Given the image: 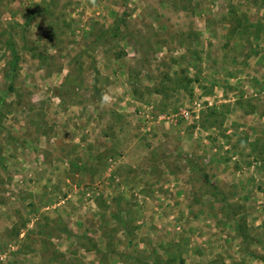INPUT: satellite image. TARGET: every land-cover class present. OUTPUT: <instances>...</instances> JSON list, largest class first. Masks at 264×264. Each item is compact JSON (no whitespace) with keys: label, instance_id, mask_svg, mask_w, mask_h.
Returning <instances> with one entry per match:
<instances>
[{"label":"rangeland","instance_id":"1","mask_svg":"<svg viewBox=\"0 0 264 264\" xmlns=\"http://www.w3.org/2000/svg\"><path fill=\"white\" fill-rule=\"evenodd\" d=\"M0 264H264V0H0Z\"/></svg>","mask_w":264,"mask_h":264}]
</instances>
